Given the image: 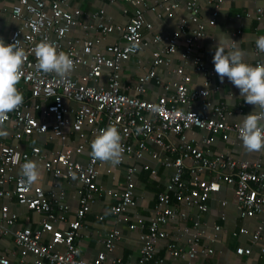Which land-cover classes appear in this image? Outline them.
Wrapping results in <instances>:
<instances>
[{"label": "built area", "instance_id": "obj_1", "mask_svg": "<svg viewBox=\"0 0 264 264\" xmlns=\"http://www.w3.org/2000/svg\"><path fill=\"white\" fill-rule=\"evenodd\" d=\"M125 1L133 9L125 25L107 19L104 11L95 15L93 23H86L81 19V9L71 6L70 0H18L12 6V17L22 25L12 30L5 42L19 41L26 52L18 89L28 96L0 124L4 129L11 126V137L18 142L48 134L61 147L49 152L36 145L20 149L18 143L0 144V184L3 187L0 200L16 199L20 206L44 214L40 227L20 228L18 214L7 204L1 207L0 264H13L10 255L1 250L5 237L13 239L22 263L31 258L32 264H128L114 253L122 238L118 228L103 239V251L91 261L81 256L79 244L84 219L96 199L108 196L114 202L111 212L117 217L137 204L134 192L140 172L138 165L127 167V181L120 190L106 189L97 183L101 161L91 155V142L109 125L118 127L121 133L122 154L136 160L148 155L165 168L175 169L170 178V190L158 196L148 231L144 230L143 219L139 220L143 242L139 264H162L157 257L161 243L173 259L184 260V264H210L199 261V257L214 254L212 245L200 243L204 236L199 230L200 221L194 219L192 225L185 222L190 221L189 211L193 209L208 213V200L213 193L221 191L222 185L233 188L241 219L264 217V159L242 160L227 152L214 156L209 149L194 148L188 137L194 130L205 132L203 142L207 147L217 136L229 141L234 135L242 141L240 123L229 122L235 115L233 110L223 103L213 105L209 100L210 94L219 87L213 85L215 71L206 66L200 53V40L207 36V27L215 24L222 0H208L215 3L217 9L206 21L197 0H159L154 5H150L149 0ZM182 8L188 16L182 19L180 28L171 33L156 31L154 22L147 19V14L154 13L156 18L162 19L166 13ZM262 15L260 8L255 17L260 20ZM245 16L252 17V13L247 12ZM80 29L84 32L82 36L70 37ZM242 33L238 30L234 38ZM111 34L118 35L120 41L101 47L102 40ZM65 40L68 41L66 47ZM42 41L52 42L58 51L70 54L75 67L68 78L60 79L54 73L37 69L35 47ZM149 43L155 47L151 50V63L136 83L128 86L124 82V70L133 57H139L148 49ZM253 49L258 57L256 64L264 63V52L256 43ZM176 59L180 62L174 63ZM188 67L203 74L204 86H194ZM160 69H165L172 78H164ZM153 81L164 88L157 101L145 99ZM233 87L240 94L239 89ZM70 103L77 106L69 107ZM244 106L241 104L237 113L242 114ZM69 127L75 138L73 142L66 130ZM172 136L177 140H171ZM153 146L156 149L151 148ZM86 153L88 157L82 161ZM28 160H36L52 175L51 189L37 186L36 182H25L21 165ZM206 173L212 176L205 178ZM60 181L78 186L80 206L77 219L58 233L55 206H62L61 199L66 195ZM214 229L220 232L222 227L217 225ZM180 232L187 237L185 246L179 243ZM239 234L250 236L252 244L260 246L264 225H257L253 232L242 228ZM261 251L264 253V248ZM236 253L251 256L253 250L240 246Z\"/></svg>", "mask_w": 264, "mask_h": 264}, {"label": "crops", "instance_id": "obj_2", "mask_svg": "<svg viewBox=\"0 0 264 264\" xmlns=\"http://www.w3.org/2000/svg\"><path fill=\"white\" fill-rule=\"evenodd\" d=\"M18 0H0V38L6 41L12 30L22 25L21 21L12 17V6ZM159 0H149L150 5H154ZM203 19H209L213 12L217 9L215 3H209L208 0H197ZM71 6L78 7L82 11V21L86 23H93L95 15L100 11L105 12L107 19L120 25H125L128 22V17L132 15L133 9L130 4L125 0H117L116 3H109L104 0H70ZM263 10L262 19H257L255 15L258 9ZM247 12L252 13V17H246ZM237 15H242L237 17ZM188 13L184 8L175 13H166L162 19L156 18V14H147V19L154 22L155 30L163 33H171L179 29L181 21L187 18ZM242 30V34L234 38V34ZM221 32L227 33L233 40L239 43V47L245 52V61L256 65L258 57L254 53L253 46L260 36H264V0H222L218 8V16L214 25H209L206 30L207 36L200 40V53L203 62L207 67L214 70L213 55L215 46L218 41L216 37ZM83 30H75L70 36H82ZM93 37L97 34L92 33ZM120 38L116 34H111L102 40L100 44L104 47L108 44L116 43ZM67 40L64 41V46L67 45ZM148 49L143 52L139 57H133L127 64L123 76L124 82L128 86L136 83L140 75L151 63V50L155 47L149 43ZM264 62V55L262 56ZM176 59L174 63H179ZM215 71V70H214ZM188 72L193 76V84L196 87L204 86L203 74L197 73L192 67H188ZM216 73V72H215ZM160 75L164 78L171 79L172 75L167 73L165 69H160ZM213 85H217L219 90L210 94V102L213 105L225 104L228 108L233 110L234 116L229 119V122L240 123V118L255 109L254 105L244 102V98L240 96L237 90L233 87L232 83L225 77L224 82L221 83L218 74L214 78ZM212 85V86H213ZM211 86V87H212ZM18 87V85H17ZM23 93L24 99L26 96ZM164 93L163 86L153 81L148 86V91L145 99L157 101ZM241 104H245L244 112L237 113ZM69 107L77 106L70 103ZM72 105V106H71ZM40 113V112H39ZM8 135L0 138V144L6 143L15 145L18 143L20 149H29L32 145L40 146L42 149L55 152L61 147L59 142L52 141L48 134L36 135L29 139V141L18 142L12 139V127L7 129ZM69 132L71 142L75 141L71 128L66 129ZM206 133L194 130L188 133L191 145L196 147H203L209 149L215 156L221 152L233 154L236 158L242 160L248 159H264V150L248 151L243 141H238L232 135L229 141H224L221 136H217L215 141L207 147L204 145L203 138ZM171 140H177L172 136ZM155 146L151 147L153 149ZM88 153L82 156V161H86ZM36 162L40 177L36 181L37 186H43L46 190L52 188L54 178L51 174L47 173L42 165ZM129 165H138L140 172L136 177V189L134 197L137 202L135 207H130L127 212L119 217L114 216L111 212V207L114 202L108 196L96 199V202L91 206L90 213L85 217V224L82 231L80 240L81 256L89 261L96 258V256L103 251V239L107 237L108 233L114 228L121 231L122 238L117 243L115 255L122 258L128 264H139L141 256V247L143 242L140 240L142 229L139 224L140 218L143 219L145 225L144 230L148 231V225L151 218L155 216L157 200L160 193L170 190V178L174 174L175 169H168L157 163L152 157L146 155L142 160H136L125 154H122V160L119 164L113 165L107 161L100 162V175L98 177V184L106 189L120 190L124 187L126 178V169ZM155 172V173H154ZM189 176V172L187 173ZM209 173L204 174L205 178L211 177ZM60 186L64 190V198L61 199V205L55 206V226L58 233L64 231L70 222L77 219V211L80 206V196L78 193V186L73 182H61ZM12 187V185H9ZM3 188L0 184V189ZM7 204L11 211L19 216L18 227H40L44 220V214H38L28 210L26 207L20 206L16 199L0 200V210L3 205ZM209 212L201 213L195 209L189 211L190 221L185 222L186 225H192L194 219L200 221V232H204L202 243H208L214 248V254L208 257H199V261L209 262L210 264H264V253L261 251L264 248V235L259 245H253L251 237L248 235H240L239 232L242 228H247L251 232L256 230L259 224L264 225V217H258L253 220L241 219L239 211L235 205L233 188L227 185H222L219 193H213L208 200ZM118 218L121 220L118 221ZM221 226L220 232L215 231V226ZM135 226V227H134ZM237 233L240 236H236ZM179 243L185 246L187 237L183 232L177 236ZM251 247L253 253L251 256H239L236 253L238 247ZM17 247L11 237L2 239L1 250L10 255L13 264H32V259L28 258L26 262L22 263ZM202 249V247H201ZM164 243L158 246V258L163 261L162 264H184V260H175L167 252Z\"/></svg>", "mask_w": 264, "mask_h": 264}, {"label": "clouds", "instance_id": "obj_3", "mask_svg": "<svg viewBox=\"0 0 264 264\" xmlns=\"http://www.w3.org/2000/svg\"><path fill=\"white\" fill-rule=\"evenodd\" d=\"M216 39L218 43L215 46L213 64L221 83L227 77L239 89L244 102L255 106L252 112L240 118L243 145L250 152L264 150V63L252 65L246 62L244 50L227 33L220 31ZM19 43L9 44L0 38V122L24 100L17 85L23 76L22 66L27 55ZM256 46L264 52V36L257 38ZM35 56L37 69L44 73H54L60 79L68 78L75 67L70 54L58 51L52 42H40L35 47ZM8 134L0 124V136ZM121 141L118 127L109 125L101 129L91 142V155L100 161L119 164L124 151ZM21 174L28 184L36 182L40 177L36 162L31 160L21 165Z\"/></svg>", "mask_w": 264, "mask_h": 264}]
</instances>
